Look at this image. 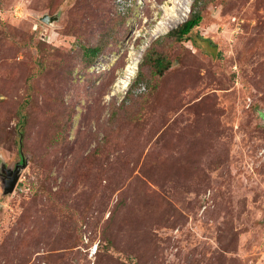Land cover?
I'll return each instance as SVG.
<instances>
[{"label": "rangeland", "instance_id": "374dc122", "mask_svg": "<svg viewBox=\"0 0 264 264\" xmlns=\"http://www.w3.org/2000/svg\"><path fill=\"white\" fill-rule=\"evenodd\" d=\"M186 5L0 0V264H264V0Z\"/></svg>", "mask_w": 264, "mask_h": 264}, {"label": "trees", "instance_id": "16d2710c", "mask_svg": "<svg viewBox=\"0 0 264 264\" xmlns=\"http://www.w3.org/2000/svg\"><path fill=\"white\" fill-rule=\"evenodd\" d=\"M198 1L199 0H194L193 10L189 14L188 18L184 22H182L180 25H178L175 29H172L170 31V33L175 35L177 39L194 40L196 35H198V26L200 25L203 19L201 11L197 10L196 8V4ZM116 5L119 11L117 13H119L120 15L124 16L129 12V10L126 9L124 6H122L121 3H119L117 0H116ZM194 30H196V34L193 32ZM83 49H84V55H86V57L92 60L96 58L102 50L101 46L99 45L92 46V47L84 46ZM154 65H155L156 72L159 74H163L164 70L170 65V61L166 59L164 55L158 54L155 57ZM138 74L140 75V73ZM141 84H144L146 87L145 83L143 82L139 83V85L136 87L137 89L135 88L136 93H143L146 90V88L143 91L138 90ZM19 126H22V124H19ZM21 145H22V141L19 142L20 147ZM97 250H99V245H98Z\"/></svg>", "mask_w": 264, "mask_h": 264}, {"label": "bare ground", "instance_id": "6f19581e", "mask_svg": "<svg viewBox=\"0 0 264 264\" xmlns=\"http://www.w3.org/2000/svg\"><path fill=\"white\" fill-rule=\"evenodd\" d=\"M186 1H187V5L184 7L183 12L181 13L182 15H187L188 12L190 11L191 0H186ZM176 17L180 18L178 13L176 14ZM174 20H176V19H174ZM136 68H137V62H133V64H129V66L127 68V70H128L127 75L121 81L122 82V86H124V87L128 86V84L130 83V80L132 79V77L135 74Z\"/></svg>", "mask_w": 264, "mask_h": 264}, {"label": "water", "instance_id": "95a60500", "mask_svg": "<svg viewBox=\"0 0 264 264\" xmlns=\"http://www.w3.org/2000/svg\"><path fill=\"white\" fill-rule=\"evenodd\" d=\"M57 17H51L49 15H44L42 17L43 20H45L46 22H51L53 20H55ZM10 175V173H9ZM18 178H19V170H16L13 172V175L11 177H9V179L5 180V192H11L14 190L17 182H18Z\"/></svg>", "mask_w": 264, "mask_h": 264}, {"label": "built area", "instance_id": "2783aa9c", "mask_svg": "<svg viewBox=\"0 0 264 264\" xmlns=\"http://www.w3.org/2000/svg\"><path fill=\"white\" fill-rule=\"evenodd\" d=\"M119 3H121L122 6H124L126 8V0H117ZM145 85L141 84V86L139 87V91H143L145 89ZM98 249V245L95 244L92 248H91V253L95 254L97 252Z\"/></svg>", "mask_w": 264, "mask_h": 264}, {"label": "flooded vegetation", "instance_id": "af4514ba", "mask_svg": "<svg viewBox=\"0 0 264 264\" xmlns=\"http://www.w3.org/2000/svg\"><path fill=\"white\" fill-rule=\"evenodd\" d=\"M12 175H13V172H11L10 170L8 171L6 168H3L2 176L4 178V181L7 180L8 177H11Z\"/></svg>", "mask_w": 264, "mask_h": 264}, {"label": "clouds", "instance_id": "9594fccd", "mask_svg": "<svg viewBox=\"0 0 264 264\" xmlns=\"http://www.w3.org/2000/svg\"><path fill=\"white\" fill-rule=\"evenodd\" d=\"M192 11V10H191ZM191 11H190V13H191Z\"/></svg>", "mask_w": 264, "mask_h": 264}]
</instances>
